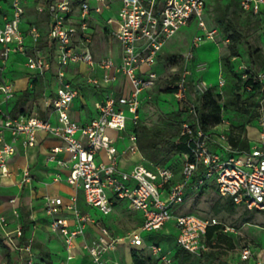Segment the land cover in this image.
Segmentation results:
<instances>
[{
	"label": "built area",
	"instance_id": "obj_1",
	"mask_svg": "<svg viewBox=\"0 0 264 264\" xmlns=\"http://www.w3.org/2000/svg\"><path fill=\"white\" fill-rule=\"evenodd\" d=\"M116 1L118 6L113 9ZM206 4V0H35V11L48 16L46 31L42 32L35 22L23 21V0H11V13L4 15L0 24V177L10 175L8 158L15 152L16 142L25 147L33 146L37 133L47 132L62 142V146L51 149L48 160L67 170L64 180L75 189L82 190L89 207L107 216L113 211L115 202L124 200L131 210L141 214L142 223L138 230L125 236L130 243L142 245L141 232L158 230L172 220L177 230V244L197 256L207 249L205 234L208 226L218 221L172 210L176 204L184 202L188 190L199 191L213 185L219 196L230 198L235 205L248 210H264V69L250 70L245 62L238 66L240 77L248 82L244 85L247 94L253 91L254 84H260L256 121L258 135L253 138L255 144L252 145L248 134L247 150L231 146L227 120L220 123L223 125L221 129L217 128L219 124L205 130L198 123L195 106H190L186 115L191 121L183 122L180 131L185 138L187 153L176 178L172 167L146 164L138 150L135 133L127 127L128 120L136 122L142 102L156 84L158 72L155 64L161 49L182 27L194 20L201 33L193 36L190 50L183 58L181 77L173 84L176 87L174 97L185 99L189 75L186 64L193 57L192 50L204 39L214 40L219 33L216 27H208L204 21ZM238 4L243 10L256 14L264 27V0H238ZM105 11L116 16L117 24L109 31V38L119 43L118 61L111 52L95 59L91 51L94 36L90 18ZM105 22L109 24L110 19ZM261 34L264 38V31ZM26 37L32 41L31 51L26 50ZM43 40L49 55L40 48ZM223 41L228 40L224 38ZM13 53L25 55V66L38 75L54 71L58 86L51 95L43 97L47 116L37 113L12 115L3 107L15 93L13 83L4 75ZM75 65L85 67L83 83L99 89L102 95L96 103V115L83 124L74 120L69 112L72 101L80 96L81 91L80 86L66 75L67 69ZM97 70L102 71L101 75L96 74ZM120 75L127 80L128 89L110 91ZM225 83L220 74L216 86L222 88ZM193 87L199 93L207 90L205 82H195ZM125 111L131 114V118L125 115ZM51 114L55 115L54 122L50 119ZM111 131L122 132L124 136H115ZM125 137L128 140L126 150L140 155L138 162L129 170L120 168V152L116 145ZM216 148H220L222 154L217 153ZM62 151L67 153V158L59 157ZM101 151L103 159L99 158ZM53 179L62 178L56 174ZM31 181V173L26 168L21 184H30ZM76 200V195H73L69 204L64 205L61 196L44 197L49 231L62 235L66 260L73 257L76 238L83 236L87 224L94 221L89 213L79 211ZM9 202L14 203L15 198L10 197ZM65 207L73 212L72 228L65 217L59 216ZM0 225L4 229L5 243L18 253L15 264H50L38 258L32 238L21 240L22 224L11 231L7 219L0 216ZM119 240L120 237L110 235L106 226L99 225L98 235L84 242L82 248L90 255L93 264H106L104 252L115 248ZM148 247L161 263L174 264L160 245L150 244ZM240 262L264 264V259L252 248L244 246L239 258L232 260L231 264Z\"/></svg>",
	"mask_w": 264,
	"mask_h": 264
},
{
	"label": "crops",
	"instance_id": "obj_2",
	"mask_svg": "<svg viewBox=\"0 0 264 264\" xmlns=\"http://www.w3.org/2000/svg\"><path fill=\"white\" fill-rule=\"evenodd\" d=\"M23 4L25 9L23 21L30 23L35 22L37 20L35 0H23ZM117 6L118 2L116 1L113 3V9L117 8ZM29 10L34 11L33 18L28 17L27 12ZM10 13L11 10L6 2L0 0V24L3 23V16L9 15ZM108 18L110 19L109 24L105 22V20ZM90 23L94 38L99 37L104 40L106 47V52L101 53V51H98L95 44V39L93 38L91 51L95 59L105 57L111 52L115 61H118L120 49L116 45L113 47V41L109 38V31L112 29V26L115 27L117 24L115 14L105 11L101 15H92L90 18ZM25 46L27 51H31L33 44L30 37H26ZM43 49L44 50L42 51L49 55V51L45 42ZM162 54L163 52H160L159 56ZM24 62L25 55L21 53H13L9 58L4 75L13 83L15 93L8 105L3 107L7 108L11 112L12 108L10 109V106L13 107L19 104V110L17 114H26L24 113L22 107L28 106L31 108V112L27 114L37 113L39 115V106L44 110V113L41 116H47L48 113L43 105V97L52 94V92L58 86V80L55 77L54 71L38 75L26 68L27 72L29 73V75L26 76L20 71V67L25 66ZM172 68L174 67L172 66L171 69ZM85 72V67L83 65L72 66L66 71L67 77L79 85L80 90L81 88L86 89L84 95L75 98L78 99L79 106L76 105L75 99L70 105V116L80 124L88 122L96 115V103L101 99L102 96L99 89L87 86L83 83L85 79ZM101 73V70L96 71V74L98 75H101ZM40 77L42 78V81L40 84H38V79ZM39 86H41L39 89H42L39 92L40 96L37 95L36 99L35 97L26 96L27 93L25 92H33ZM121 88H123L124 91L128 89L127 80L122 75H120L118 81L115 82V84L110 88V91H118ZM91 95H93L95 98V102L92 104V111L88 109V104L86 101V98ZM24 99H27L26 102H23ZM53 116L54 115L51 114L50 119L54 122L55 118H53ZM247 133L251 136L254 135L257 137V123L256 127H252L251 130L248 129ZM111 134L115 136H124L122 132L118 133L111 131ZM127 144L128 140L126 137L118 140L116 144L118 151L120 152L119 166L124 170L131 169L133 165L138 162L140 157L139 153L131 154L128 152L126 150ZM57 146H62L61 140L44 131H39L37 133L36 143L33 146L25 147L19 141L16 142L15 152L8 158L10 175L0 177V216H4L7 219L8 229L11 231H13V229H15L18 224H22V227L24 224H27L28 227L24 232V236L25 238H32L33 248L38 258L44 259L50 264H93L90 255L82 248V244L84 242H88L91 238L98 235L99 225L106 226L112 237L121 238V240L116 242L115 248L107 249L104 252L103 258L106 264H133L131 254L132 250H142L145 253L146 250H149L148 246L150 244H158L156 241H154L155 239H153L152 235L159 231H161L163 233L162 235L165 236V248L167 245L172 246L175 243L177 244V230L172 220L166 222L158 230L141 232V236L143 238L142 245L136 246L130 243V241L125 236L130 234L132 231L138 230L142 223L141 214L135 210H131L128 207L127 202L124 200L115 202L113 211L107 216H102L96 208L89 207L84 201L82 190L75 189L73 185L64 180L67 170L65 168H59L55 161L48 160V155L50 154L51 149ZM58 155L62 158H67L68 156L65 151L60 152ZM99 158H104L102 151L99 153ZM26 168L31 173L32 181L30 184L22 185V174L23 170ZM56 174H60L62 179L55 181L53 178ZM178 176L179 171L176 173V178H178ZM79 192H81V194ZM45 195L61 196L64 205H68L70 202V197L76 195V207L82 213H89L94 220L87 224L85 234L76 238L75 246L72 249L73 257L70 260H66L67 252L64 246L62 235L49 231V217L44 211ZM10 197L15 198V204L9 202ZM124 209L131 210L139 224L137 225V228L131 229L125 235H114V233H112L114 228L110 227L111 220L117 217L119 212L123 211ZM14 211H16L17 214H14ZM59 216L65 217L68 220L70 228L74 226V215L71 210L67 209L66 207L62 208ZM145 232L149 233L145 235ZM171 236H173L172 239L170 238ZM146 237H148V239ZM1 238H3V243L9 251L7 253L8 259L12 260V264L17 263L18 253L15 250H11L5 243L4 229L0 225V239ZM16 240L17 239L15 238V241ZM175 250L176 248L170 251V255H172Z\"/></svg>",
	"mask_w": 264,
	"mask_h": 264
},
{
	"label": "rangeland",
	"instance_id": "obj_3",
	"mask_svg": "<svg viewBox=\"0 0 264 264\" xmlns=\"http://www.w3.org/2000/svg\"><path fill=\"white\" fill-rule=\"evenodd\" d=\"M222 3H227L229 0H220ZM215 0H206V11L204 14V21L208 27H216V23L213 20V15L215 13L213 6ZM29 18H33L34 11L29 10L27 12ZM114 28V26H112ZM217 28V27H216ZM218 29V28H217ZM264 27L262 24L258 26H251L248 30L247 39L255 45L261 46V37ZM201 33V30L197 29L196 21H192L191 24L182 27L172 39H170L164 47L161 49L163 52L160 60L155 64V69L158 71L159 77L156 80V87L153 92L146 98L139 110V116L144 120L148 125L154 124H163L165 118L163 115H168L169 111L162 109L161 104L165 102L172 104V102L177 101L178 108H181V105L186 111L190 106H194V95L190 87V83L187 84L185 99L177 100L170 96L162 95L163 90L170 83L169 80L172 78V73L178 72L182 74L183 64L173 65L175 69H171L172 66L167 64L166 56L172 53L186 54L190 50V44L195 33ZM218 35L214 40L204 39L199 46L192 50L193 57L187 62V69L189 75L187 77L188 81H192V84L195 82H205L207 89H212L219 96V103L223 106V116L227 119L231 125L240 126L242 123H246V128L251 130L252 127H256V123L247 122V116L244 114L237 113L235 110L231 109L228 106H224L226 98L233 94L234 83L232 81V73L229 67H235L238 71L239 64L246 61V51L247 45L245 42L239 43V56L233 59L231 58L230 63L227 68L224 65V56L228 53L227 42H224L223 35L218 29ZM261 34V36H260ZM95 44L98 51L101 53L106 52L105 42L99 37H95ZM113 41V47L119 46V43L111 38ZM110 41V40H109ZM264 42V38H262ZM108 45V44H107ZM40 48L44 50V42L40 44ZM25 65V62H24ZM19 67V66H18ZM27 67H20V71L23 72L26 76L29 75L27 72ZM222 75L226 80L225 85L222 88H218L216 85L219 82V75ZM169 79V80H168ZM42 78L38 79V84H40ZM39 86L38 92L42 89ZM85 88H81L80 96L85 94ZM28 93V92H27ZM244 99L245 103L249 104V101L252 99L250 96L246 97L243 87L238 91ZM28 96V95H26ZM32 97V96H31ZM81 98V97H80ZM88 109L93 110L92 104L95 102L93 95L86 98ZM76 105L79 106L78 99H75ZM175 106V105H174ZM12 107L10 106V109ZM24 113L31 112V108L26 106L22 107ZM185 111L181 118L186 116ZM125 115L128 118H131V114L128 111H125ZM55 118V115L53 116ZM131 121H127V127L130 128ZM218 129L223 128V125H219ZM251 137V144H255L254 135H249ZM217 153L222 154L220 148L215 149ZM179 160L172 162L175 172L178 173L180 166ZM81 194V192H79ZM81 201V200H80ZM79 201V203H80ZM229 198L219 196L214 190H204L202 192H195L194 194H189L184 199L182 204H176L172 210L178 211L180 213H194L198 216L204 218H215L218 222L222 223L221 232L227 234L232 238L233 248L230 249L227 243H219V247L214 248L212 252L222 260L232 261L239 258V252L244 246H248L255 250L257 254H260L261 258L264 259V210L262 211H249L246 210L243 206L230 204ZM15 204V203H14ZM138 221L134 216V213L129 209H124L119 212L117 217L111 220L110 227L114 228L112 233L114 235H125L131 229L137 228ZM233 229V230H232ZM149 232H145L147 235ZM161 231L156 232L152 235L154 241L158 243L164 250L165 254L170 255V251L178 247L177 244L172 246L167 245L165 248V236L162 235ZM148 239V237H146ZM171 239L173 236L170 237ZM215 242V239L213 240ZM8 249L3 243V238L0 239V264H12V260L8 259ZM145 254L151 257L152 264H163L161 263L149 250L145 251ZM171 256V255H170ZM174 263V262H173ZM175 264V263H174ZM189 264H212L211 262L202 263L198 258L194 259ZM243 264H246L243 262Z\"/></svg>",
	"mask_w": 264,
	"mask_h": 264
},
{
	"label": "trees",
	"instance_id": "obj_4",
	"mask_svg": "<svg viewBox=\"0 0 264 264\" xmlns=\"http://www.w3.org/2000/svg\"><path fill=\"white\" fill-rule=\"evenodd\" d=\"M3 1H5L8 6H10L11 0ZM213 9L215 11L213 20L217 25L216 27L219 29L223 37L228 40V53L224 56L225 68H227L232 57L239 56V43L243 41L247 45L245 63L249 69L253 71L264 69V42H262V37L261 46L252 44L247 39L248 30L251 28V26H258L259 28V17L250 11L243 10L238 4V0H229L227 3H222L220 0H215ZM36 15L37 20L35 23L43 32H45L48 23V16L46 14H40L37 12ZM184 55L185 54L179 53L168 54L166 56L168 62L167 64L170 66H181V64H183ZM161 56L162 55L157 57V61L160 60ZM229 69L232 73L234 89L233 94L226 98L224 106L230 107L237 113L246 115L248 123L253 121L256 123L260 84H254L253 91L247 94L244 89V85L248 82L243 81V79L240 77V73L235 69L234 66L229 67ZM171 75L172 78L170 80L168 79L170 83L165 88V90H163L164 93L161 94L175 98L174 92L176 91V87L173 86V84L180 79L181 74L175 72ZM188 83H190V87L194 95V106L198 114V123L200 126L205 130H209L219 125L225 118L223 116V106L219 103L218 94L212 89H207L206 91L199 93L194 89L191 80L188 81ZM155 87L156 84L151 90H149L147 97L153 92ZM241 87H243L245 96H250L252 98L249 101V104L245 103L244 99L246 98H243L241 94L238 93ZM26 95L35 97L36 99V96L39 95V92L36 89L33 92H28ZM26 100L27 99H24L23 102H26ZM161 107L162 109L169 111L168 115L162 114V117L165 118V122L163 124L148 125L139 116L135 123H131L130 128L135 133L138 150L140 154L146 159V164L148 166H150V164H154L159 166H168L174 169L172 162L179 160L178 165L181 166L187 153V148L184 144L185 138L180 135L181 125L183 122H190L191 120L187 115L181 118L185 108H183L182 105L181 108H178L177 101L172 102L171 105L165 102L164 104H161ZM18 110L19 104L12 107L11 114L16 115ZM38 112L39 115H42L44 113L43 108L41 109L38 106ZM246 126V123H242L240 126H233L229 122L228 141L233 148L238 150H247L249 148V137L247 133L248 129ZM209 189L213 190V185H208L199 191L188 190L185 198L189 194H194L195 192H202ZM229 201L230 204H234L230 198ZM249 211L261 210L252 209ZM222 225V223L218 222L208 226L205 234L207 249L202 251L198 256L192 254L177 244L178 247H176V250L171 255L173 262L175 264H189L194 259L198 258L202 261V263L211 262L212 264H231L232 261L222 260L216 256L214 252H212L213 249L216 247L218 248L219 243L222 242L227 243L230 249L233 248L232 238L220 231ZM27 227V224H24L22 227V241L25 240L24 232ZM214 239L215 242H213ZM131 254L133 264H152L151 257L145 254L142 250H132ZM258 255L260 256V254ZM240 264H243V262H240Z\"/></svg>",
	"mask_w": 264,
	"mask_h": 264
}]
</instances>
